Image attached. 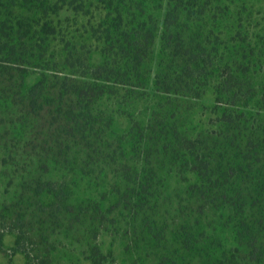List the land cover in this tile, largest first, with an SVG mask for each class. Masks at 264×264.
<instances>
[{"label":"trees","instance_id":"trees-1","mask_svg":"<svg viewBox=\"0 0 264 264\" xmlns=\"http://www.w3.org/2000/svg\"><path fill=\"white\" fill-rule=\"evenodd\" d=\"M0 118L20 188L0 216L24 264H57L53 234L83 221L120 231L127 264H264L254 1L0 0ZM109 259L100 243L83 257Z\"/></svg>","mask_w":264,"mask_h":264},{"label":"rangeland","instance_id":"rangeland-1","mask_svg":"<svg viewBox=\"0 0 264 264\" xmlns=\"http://www.w3.org/2000/svg\"><path fill=\"white\" fill-rule=\"evenodd\" d=\"M252 1L264 7V0ZM68 14H71V11L64 9L61 12V17H65ZM29 69L32 70L33 67H30ZM9 150L10 148L3 149L0 146V213L4 204L10 201L11 198L16 196L20 191L18 177H15L12 165L6 167L4 164L5 156H8L9 152H11ZM87 194L88 186L85 182H83L77 190V196L82 198ZM31 209L35 210V207L32 206ZM222 218L223 216H221V213L219 214V211L216 214L214 211H211L210 218L205 220V223H209L213 229L216 228L215 234L217 235L218 240H221L226 244L228 242L229 244L230 233H228V239H226L223 231L226 229L225 232H229V228H226V226L223 225L221 221ZM119 220H121V218H119ZM121 223H127V221L124 220ZM123 225L126 226V224ZM6 226L5 220H2L0 216V229L4 231V243L7 250L6 252L0 251V264H9L11 257H13V262L15 264H24V254L21 252H14L12 248L15 244L16 236L14 233H11L8 229H6ZM94 228H96V225L90 226L88 221H83L81 222V225L77 228L75 227L72 232H65L63 229H58V232L53 234V238L58 244L56 254L57 264H88L85 260H83V257L87 255L88 247L93 243H100L103 247L104 253L109 255L110 259L105 264H127L129 260L131 261L132 257L135 258L134 254H132L133 250L127 247V240L121 237L120 231H111L112 228L105 231L104 229H101L96 232V234L91 232ZM212 235L214 236V233ZM139 252L140 251H137V254ZM147 257V264H155L152 261L155 260L154 255Z\"/></svg>","mask_w":264,"mask_h":264}]
</instances>
